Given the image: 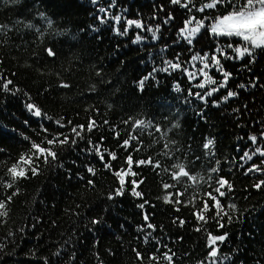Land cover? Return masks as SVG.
Listing matches in <instances>:
<instances>
[{
    "label": "trees",
    "instance_id": "trees-1",
    "mask_svg": "<svg viewBox=\"0 0 264 264\" xmlns=\"http://www.w3.org/2000/svg\"><path fill=\"white\" fill-rule=\"evenodd\" d=\"M209 2L0 0V200L16 193L0 217V264H264V157L255 152L264 151V50L240 57L228 47H242L239 38L212 34L233 7L199 11ZM199 21L205 27L189 35ZM213 55L230 73L223 88L215 64L204 71L217 84L199 71ZM91 121V131L72 132ZM57 133L76 143L3 187L31 143ZM128 156L136 175L121 191L115 173L128 172Z\"/></svg>",
    "mask_w": 264,
    "mask_h": 264
},
{
    "label": "snow or ice",
    "instance_id": "snow-or-ice-1",
    "mask_svg": "<svg viewBox=\"0 0 264 264\" xmlns=\"http://www.w3.org/2000/svg\"><path fill=\"white\" fill-rule=\"evenodd\" d=\"M171 3L180 5L181 0H171ZM221 4H230L233 7V11L229 12L226 15H223L222 17L216 18L215 23L211 25V33L214 34L217 37H235L239 38L240 41L243 42L242 47H234L232 44H228V47L233 48V51H235L240 57H243L246 53L251 56L253 52L256 49L264 50V0H243V3L238 4L236 3V0H211V2L204 4L199 11L203 12L206 9H212L215 7H218ZM183 7L187 8L188 4H183ZM103 11V9H101ZM117 20H119V17H116ZM188 24H191L192 21H188ZM128 24H135L136 27H141L140 23L137 21H128ZM205 27L203 21L198 22V26L195 28H191L189 31V35H195L196 33L200 32L201 28ZM126 31V30H125ZM153 36H155V33H153ZM139 39V37H137ZM189 43H191V40H189ZM48 54L50 56L54 55V52L52 49H48ZM222 51V49H221ZM193 59H197V57H193ZM201 59L205 60L203 69H200L199 71L202 72L203 76L206 78L205 83L207 84H217L218 82L213 80L211 77L208 76V73L204 71V69H207L210 64H215L217 69L223 73L224 81L223 83H219V88H223L227 84V80L230 76V73L223 71V68L221 66L220 60L215 56L211 57H202ZM170 67L173 69H177L180 67L179 64H170ZM189 76L194 78L195 73H189ZM12 81L8 80L7 83L3 85L5 89H7L8 85L11 84ZM205 83H200L197 86L199 88H204ZM63 87H68L67 84L62 85ZM219 88H212L211 91L207 92V96H211L214 92L218 91ZM236 93L229 91L227 93V96L224 98L227 100L229 97L235 96ZM28 109L32 111L33 115L37 117H41L43 113L41 110L36 107L33 104H29ZM50 119V118H49ZM58 124H60L59 121H57ZM70 123V122H69ZM138 125H143V121H137ZM61 127H64V125L60 124ZM95 126V121H91L87 128L85 129L84 126H76L72 128V132L75 134V136H80L81 131L87 130L91 131L93 127ZM45 133H47V129H43ZM27 139V138H26ZM130 139H134V137H131ZM253 143L257 142V137L252 136L250 138ZM75 144L76 140L71 139L65 135L64 133H57L52 136V138H48L46 135L40 142L33 141L31 143V146L29 148V151L27 153H22L19 158L10 166L7 168L6 176L9 177L8 181L3 182V187L11 189L14 187L15 183L20 179H28L29 173L31 175L35 176L39 174L40 171V165L39 161H43L45 164H49L52 161L57 160L58 158V152L56 151L57 147H62L65 144ZM129 144V140L124 141V145L127 146ZM212 144V141L209 140L208 143L204 145L205 148H208L209 145ZM96 147V151L99 152L100 149L98 146ZM256 153H259L260 156L264 157V151H262L259 147L255 149ZM111 155L112 159L115 160L116 156L115 154L109 153ZM244 155L248 157V159H251V156L249 153L245 152ZM101 159L103 160V154L101 153ZM145 163L151 164L152 161H144L140 160L137 162V165H143ZM133 164V159L131 156H128L127 158V165L129 166L128 172H121L117 171L115 175L120 177V183H121V191L123 190L124 185V176L128 175L129 172H131V166ZM107 167L111 168L110 164H106ZM179 169V175L180 176H189V173L185 170L183 165H177ZM260 166L257 165L255 169L250 168L249 171L259 170ZM89 171H92V169H89ZM213 172L217 171V169L213 168ZM132 175H136V173L131 172ZM174 178L179 179V176H176L175 174ZM192 179H195V177H192ZM2 180V178H0ZM221 187L224 185H227L228 182L221 178L217 181ZM135 184L136 182L133 181ZM264 183V182H262ZM174 186V185H173ZM257 187H260V185H256ZM164 187L167 189L170 187V185L165 184ZM230 188L231 185H228ZM216 192L219 193L220 196H224L225 193L221 192L219 188L216 189ZM16 193L13 192L11 195L7 196L6 201L10 202L12 200V196H14ZM119 194V193H118ZM135 195L140 196L141 194L139 192H134ZM209 196L213 201H215V207L217 209L220 208V201L217 199L216 196H212L211 193H209ZM5 200H0V217H6L8 215L7 212V202ZM165 203L172 202L168 196L164 197ZM143 207V205H141ZM208 209V205L205 204L203 210L206 211ZM217 215H220V212H217ZM200 220H204L203 215H199L197 217ZM147 219V217H145ZM98 221H94V223H97ZM149 228H152L153 225L149 224ZM225 239L224 236H210V243L215 244L217 241H223ZM139 256V253H137ZM210 255L212 257H216L217 252L215 248H212L210 251ZM168 260H171L170 256L165 257Z\"/></svg>",
    "mask_w": 264,
    "mask_h": 264
}]
</instances>
